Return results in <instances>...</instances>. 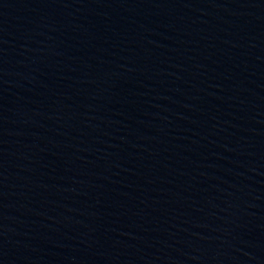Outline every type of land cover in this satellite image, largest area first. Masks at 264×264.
Returning a JSON list of instances; mask_svg holds the SVG:
<instances>
[{"label": "water", "instance_id": "water-1", "mask_svg": "<svg viewBox=\"0 0 264 264\" xmlns=\"http://www.w3.org/2000/svg\"><path fill=\"white\" fill-rule=\"evenodd\" d=\"M0 264H264V0H0Z\"/></svg>", "mask_w": 264, "mask_h": 264}]
</instances>
